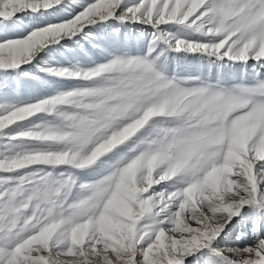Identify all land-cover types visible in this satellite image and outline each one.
I'll list each match as a JSON object with an SVG mask.
<instances>
[{
  "label": "snow or ice",
  "instance_id": "snow-or-ice-1",
  "mask_svg": "<svg viewBox=\"0 0 264 264\" xmlns=\"http://www.w3.org/2000/svg\"><path fill=\"white\" fill-rule=\"evenodd\" d=\"M0 264H264V0H0Z\"/></svg>",
  "mask_w": 264,
  "mask_h": 264
}]
</instances>
